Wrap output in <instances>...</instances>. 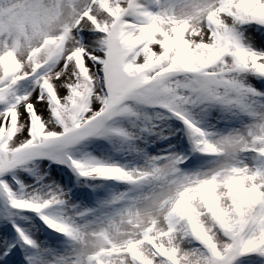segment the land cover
Wrapping results in <instances>:
<instances>
[{"label": "snow or ice", "instance_id": "1", "mask_svg": "<svg viewBox=\"0 0 264 264\" xmlns=\"http://www.w3.org/2000/svg\"><path fill=\"white\" fill-rule=\"evenodd\" d=\"M0 264H264V0H0Z\"/></svg>", "mask_w": 264, "mask_h": 264}]
</instances>
